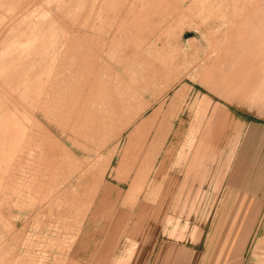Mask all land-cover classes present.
Segmentation results:
<instances>
[{"label":"rangeland","instance_id":"rangeland-1","mask_svg":"<svg viewBox=\"0 0 264 264\" xmlns=\"http://www.w3.org/2000/svg\"><path fill=\"white\" fill-rule=\"evenodd\" d=\"M195 1L0 0V264L200 241L233 177L264 180V0Z\"/></svg>","mask_w":264,"mask_h":264},{"label":"crops","instance_id":"crops-1","mask_svg":"<svg viewBox=\"0 0 264 264\" xmlns=\"http://www.w3.org/2000/svg\"><path fill=\"white\" fill-rule=\"evenodd\" d=\"M217 213L214 227L198 242L103 241L109 253L97 264H264V180L233 177L215 205ZM224 214H231L225 218L227 235Z\"/></svg>","mask_w":264,"mask_h":264},{"label":"bare ground","instance_id":"bare-ground-1","mask_svg":"<svg viewBox=\"0 0 264 264\" xmlns=\"http://www.w3.org/2000/svg\"><path fill=\"white\" fill-rule=\"evenodd\" d=\"M196 1H197V0H196ZM196 1H195V2H196ZM262 16H263V15H262ZM247 18H248V19H246V20H248V21H249L250 19H252V18H250V17H247ZM262 19H263V21H264V18H262ZM248 21H246V22H248ZM261 21H262V20H261ZM243 22H244V21H243ZM246 22H245V23H246ZM249 22H252V21H249ZM249 22H248V25H249ZM245 23H244V24H245ZM258 23H259V22H258ZM258 23H257V25H258ZM246 24H247V23H246ZM255 24H256V23H255ZM255 24H254V25H255ZM261 24H262V23H261ZM241 25H242V23L238 25V28H240ZM244 26H245V25H244ZM251 26H252V25H251ZM263 26H264V25H263ZM246 27H247V26H246ZM249 27H250V25H249ZM257 27H258V26H257ZM261 29H262V27H261ZM262 44L264 45V39H262ZM261 46H262V45H261ZM262 47H263V46H262ZM244 48H245V46H242L241 44H239V45L237 46V50H241V51H243V52H250V51H251L250 49H254V46L249 47L247 50H244ZM263 48H264V47H263ZM261 54H262V52H261ZM247 55H248V54H247ZM258 55H259V53H258ZM258 55H256V56L254 55L253 60H254V58L257 57V58H256V59L258 60L257 62H258V64H261V67L258 66V65H257L258 68H257L256 66H255L256 68L253 67L254 69H253V71H252V74H248L246 78L254 77V78L259 79V80H260V79H263V80H264V55H263V56H262V55L258 56ZM251 57H252V56H251ZM254 62H255V61H254ZM259 62H260V63H259ZM254 64H255V63H254ZM262 65H263V67H262ZM259 67H260V68H259ZM238 75H239V74H237V75H235V76H238ZM241 75H242V74H240V77H241ZM261 81H262V80H261ZM262 82H263V81H262ZM229 83H230V82H229ZM229 83H228V84H229ZM231 83H232V82H231ZM223 84H224V82H223ZM261 84H262V83H261ZM229 85H230V84H229ZM231 85L233 86V83H232ZM262 85H263V84H262ZM217 86H218V85H217ZM223 88L225 89V87H223ZM228 90L230 91V87H229ZM228 90H225V91H227V92H225V94H226V93L228 94V92H229ZM229 94H230V93H229ZM229 94H228V95H229ZM232 94H233V93H232ZM233 95H234V94H233ZM233 95H232V96H233ZM224 96H225V95H224ZM229 97H230V95H229ZM227 98H228V97H227ZM126 107H127V106H126ZM126 107H125V108H126ZM220 107H221V106H220ZM125 108H124V109H125ZM222 110H223V109H222ZM212 114H213V113H212ZM147 121H148V120H146V122H144V123L147 124ZM144 123H142V125H143ZM107 124H108V123H107ZM145 124H144V126H145ZM219 132H220V131H219ZM205 134H206V133H205ZM204 137H205V136H204ZM210 138H211V136H210ZM208 139H209V138H208ZM208 139H207V137L205 138V140H208ZM203 141H204V140H203V138H202L201 142H199V145H198V146L195 148V150H194V154H193L192 159H191V161H192V165H195V163H196L197 167H198V166L201 167V168H200L201 170L203 169V167H204L205 169H206L207 167L215 168V166H216V165H215V163H216V160H215V159H217V158H216L215 156H212V159H208V160H207V158H206V154H208V151H207V148H206L207 145L205 146V144H202ZM208 141H209V140H208ZM132 142H133V141H132ZM133 143H134V142H133ZM204 143H205V141H204ZM216 143H217V142H216ZM216 143H215V144H216ZM230 144H231V142H230ZM232 145H233V144H232ZM230 146H231V145H230ZM215 147H216V146H215ZM216 149H217V148H216ZM216 149H215V150H216ZM212 150H213V149H212ZM130 153H131V152H130ZM217 153H218V152H217ZM124 154H125V153H124ZM213 154H214V153H213ZM209 155H210V154H209ZM211 155H212V154H211ZM215 155H216V154H215ZM219 157H220V156H219ZM123 158H124V157H123ZM126 158H127V157H126ZM218 159H220V158H218ZM123 160H125V159H123ZM150 160H151V159H150ZM218 164H219V161H218ZM224 164H225V162H224ZM128 165H129V164H128ZM193 167L195 168V166H193ZM221 167H222V166H221ZM225 167H226V166H225ZM198 168H199V167H198ZM216 168H217V167H216ZM216 168H215V169H216ZM222 168H223V167H222ZM222 168H221V169H222ZM189 169H190V168H189ZM192 170H194V169H192ZM203 170H204V169H203ZM203 170H202V171H203ZM207 170H208V169H207ZM207 170H206V174L208 175V173H210L212 170H211L210 172H208V173H207ZM209 170H210V169H209ZM223 170H224V169H223ZM194 171H195V170H194ZM214 171H215V170H214ZM187 172H188V171H187ZM189 172H190V171H189ZM200 172H201V171H200ZM222 172H223V171H222ZM225 172H226V170H224V173H225ZM142 173H143V172H142ZM142 173H141V174H142ZM213 174H214V173H212V176H213ZM137 175H139V174H137ZM188 175H189V174H188ZM194 175H197V174H194ZM201 175H202V174H201ZM204 175H205V173H204ZM204 175H203V176H204ZM139 176H140V175H139ZM144 176H145V175H144ZM192 176H193V174H192ZM212 176H211V177H212ZM214 176H215V175H214ZM218 176H219V175H218ZM187 177H188V176H187ZM195 177H196V176H195ZM208 177H209V176H208ZM208 177H207V180H208ZM138 178H139V177H138ZM141 178H142V177H141ZM193 178H194V177H193ZM193 178H191V179H193ZM200 178H201V177H200ZM203 178H204V177H203ZM203 178H202V180H203V182H204L205 179H203ZM217 178H219V180H220V177H217ZM143 179H144V178H143ZM195 179L197 180L198 178H195ZM195 179H194V180H195ZM210 179H212V178H210ZM133 180H135V178H134ZM186 180H187V179H186ZM196 180H195V182H196ZM212 180H213V179H212ZM210 181H211V180H210ZM139 182H140V181H139ZM192 182H193V181H192ZM199 182H200V181H199ZM203 182H201V183H203ZM215 182H216V181H215ZM199 184H200V183H199ZM192 185H194V184H192ZM215 185H216V183H215ZM194 186H195V185H194ZM194 186H192V187H194ZM197 186H198V185H197ZM216 186H217V185H216ZM192 187H191V188H192ZM207 187H208V184H207ZM183 188H184V187H183ZM189 188H190V187H189ZM199 189H200V188H199ZM199 189L197 188V192L199 191ZM214 189H215V187H214ZM214 189H213V190H214ZM131 190H132V189H131ZM188 191H190V190H188ZM188 191H187V192H188ZM128 193H129V192H128ZM190 193H191V192H190ZM195 193H196V192H195ZM195 193H194V194H195ZM186 194H187V193H186ZM197 194H198V193H197ZM199 194H200V193H199ZM199 194H198V195H199ZM204 194H205V192H204ZM136 195H137V194H136ZM136 195H134V196L136 197ZM195 195H196V194H195ZM137 196H138V195H137ZM180 196H181V195H180ZM196 196H197V195H196ZM196 196H195V197H196ZM202 196H203V192H202ZM127 197H128V195H127ZM127 197H126V199H127ZM192 197H194V196L192 195ZM195 197H194V198H195ZM137 198H138V197H137ZM137 198H136V199H137ZM124 199H125V197H124ZM126 199H125V200H126ZM134 199H135V198H134ZM136 199H135V200H136ZM179 199H180V198H179ZM179 199H178V200H179ZM137 200H138V199H137ZM200 200H203V198H201ZM200 200H199V202H200ZM137 202H138V201H137ZM179 202H181V201H180V200L178 201L177 206H179ZM195 202H196V200H195ZM130 203H134V202H130ZM191 203H193V201L190 202V205H189V206L192 205ZM196 203H198V202H196ZM182 204H183V203H182ZM194 204H195V203H193V205H194ZM198 204H199V203H198ZM199 205H200V204H199ZM133 206H134V205H133ZM183 206H184V204H183ZM186 206H187V205H186ZM186 206H185V207H186ZM175 207H176V206H175ZM193 207H194V206H193ZM198 207H199V206L197 205V211H198ZM180 208H181V206H180ZM194 208H195V207H194ZM184 209H185V208H184ZM184 209H183V211H184ZM174 211H175V209H174ZM181 211H182V210H181ZM183 211L180 212V216H181V213H183ZM191 211H192V210H191ZM191 211H190V214H191ZM175 213H176V212H175ZM184 213H186V212H184ZM188 213H189V212H187V214H188ZM190 214H189V215H190ZM196 215H197V213H196ZM186 217H189V218H190V216H186ZM203 217H204V216H203ZM173 219H174V218L169 217L168 222H167L168 225H171V224H172ZM175 225H176V223H175ZM186 225H187V224H186ZM174 227H175V226H174ZM176 227H177V226H176ZM176 227H175L174 232L176 231ZM186 229H187V227H186ZM172 230H173V229H172ZM171 233H172V232H171ZM199 233H200V230H199ZM175 234H176V233H175ZM198 235H199V234H198ZM169 236H171V235H169ZM200 236H201V235H200ZM197 237H198V236H197ZM197 237H196V238H197ZM198 240H199V238H198ZM198 240H197L196 242H198ZM200 240H201V239H200Z\"/></svg>","mask_w":264,"mask_h":264}]
</instances>
